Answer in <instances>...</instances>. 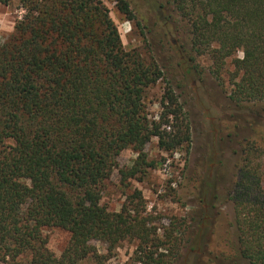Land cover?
I'll list each match as a JSON object with an SVG mask.
<instances>
[{
	"label": "trees",
	"instance_id": "1",
	"mask_svg": "<svg viewBox=\"0 0 264 264\" xmlns=\"http://www.w3.org/2000/svg\"><path fill=\"white\" fill-rule=\"evenodd\" d=\"M115 1L127 19L134 17L128 0ZM20 2L26 12L0 44V264H107L119 243L133 238L137 252L146 251L138 210L132 215L124 205L111 212L100 201L124 149L142 155L152 136L165 151L190 141L170 90L159 120L147 117L145 91L162 77L160 65L125 48L101 0ZM172 3L189 28L190 52L210 54L216 76L231 57L240 73L231 101H264V0ZM238 49L242 58L233 57ZM258 108L264 116V106ZM170 119V129H161ZM261 138L240 143L237 179L226 193L243 264H264ZM130 198L142 200L141 192ZM50 227L69 233L59 255L47 247ZM92 240L105 242L107 253ZM158 255L149 250L136 260L155 264Z\"/></svg>",
	"mask_w": 264,
	"mask_h": 264
},
{
	"label": "rangeland",
	"instance_id": "2",
	"mask_svg": "<svg viewBox=\"0 0 264 264\" xmlns=\"http://www.w3.org/2000/svg\"><path fill=\"white\" fill-rule=\"evenodd\" d=\"M101 1L125 48L153 57L163 72L145 91L147 117L159 120L170 90L190 135V141L174 151L160 148L157 136H152L142 155L126 148L118 156V168L104 181L100 202L111 212L126 205L134 215L137 209L149 241L146 251L137 252V238L122 240L107 264H141L137 256L149 250L161 254L155 264H243L236 255L233 211L226 193L237 179L240 143L264 137V116L258 108L264 101L245 100L243 106L231 101L232 82L240 77L231 57L216 76L210 54L190 52L189 28L172 0H128L132 19L117 8L115 0ZM25 12L20 0L0 1V44L9 39ZM244 55L238 49L233 57ZM174 121L161 129L169 130ZM134 190L141 192L142 200H131ZM44 235L55 255L69 238L67 231L57 227L46 228ZM92 244L107 253L105 242L92 240Z\"/></svg>",
	"mask_w": 264,
	"mask_h": 264
}]
</instances>
